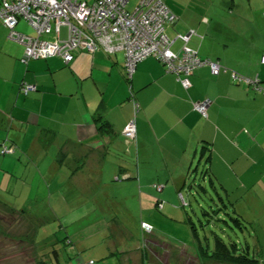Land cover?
Returning <instances> with one entry per match:
<instances>
[{
    "label": "crops",
    "instance_id": "1",
    "mask_svg": "<svg viewBox=\"0 0 264 264\" xmlns=\"http://www.w3.org/2000/svg\"><path fill=\"white\" fill-rule=\"evenodd\" d=\"M166 4L177 16L165 29L172 49L186 45L225 69L213 75L200 66L184 89L152 56L139 61L128 78L121 51H79L69 63L51 56L24 64L22 46L0 22V139L16 145L0 155V198H13L0 199V264H28L29 258L46 264L47 247L52 249L41 237L50 231L36 219L60 217L59 203L67 198L83 208L94 199L93 188L112 181L139 198L155 197L153 184L165 198L183 197L181 188L191 180L188 198L192 185L204 182L217 198H264V0ZM233 72L257 78L260 87L233 82ZM23 82L36 89L20 93ZM130 95L139 111L135 136L127 140L122 129L133 114ZM205 97L210 104L203 117L192 103ZM194 163L197 175L191 179ZM29 200L35 210L26 208ZM116 219L112 224L119 228ZM196 242L182 249L195 253ZM69 247L78 254L77 264H88L81 248ZM64 252H53L58 264Z\"/></svg>",
    "mask_w": 264,
    "mask_h": 264
},
{
    "label": "rangeland",
    "instance_id": "2",
    "mask_svg": "<svg viewBox=\"0 0 264 264\" xmlns=\"http://www.w3.org/2000/svg\"><path fill=\"white\" fill-rule=\"evenodd\" d=\"M138 1L129 0L126 9L133 10ZM188 1L166 0L172 6H185ZM20 19L18 29H15L34 36L36 30L26 20ZM65 33L66 29L62 27L61 36L64 37ZM4 34L7 35V32ZM195 163L189 174L192 175L191 179L197 175ZM192 183L193 180L181 188L184 198L161 196V190L157 189H161V186L157 184L150 185L156 198L133 196L134 189L128 188L126 191L117 181H112V185L107 187L97 186L93 188L95 197H89L87 206L79 209L81 204H76L73 198H67L59 203L60 217L36 219L38 223L42 221L41 229L50 231V234H43L38 238L45 239L43 246L48 244L52 250H65L59 256V264H71L72 261L78 263V254L72 248H67L70 245H74L76 249L81 248L82 260L92 259L93 264H218L196 256V250L193 254L182 249H193L192 244L196 245L197 239L203 247L212 249L216 234L226 243H236L240 251H246L250 257L258 259L259 264H264V198H217L215 189L207 182L202 183V187L192 185L193 196L188 198V185ZM0 199L13 201V198ZM39 199L42 198H33L35 201ZM157 199L160 201L158 206ZM55 200L56 198L50 199L53 204ZM36 207V202L30 200L26 206L29 211ZM48 209L50 206L44 209V213ZM114 217L122 224L120 229L112 224ZM231 217H238L240 220L236 221ZM141 219L152 223L153 232L140 224ZM189 220L192 221L197 236L192 232ZM128 234L133 238L128 237ZM67 239L71 240V244H67ZM142 248L145 250V260ZM124 249L127 251L121 255L120 252ZM26 252L25 257L30 256ZM47 254L46 264H58L53 251L48 247ZM26 261L32 264L30 258ZM0 262H3L1 257Z\"/></svg>",
    "mask_w": 264,
    "mask_h": 264
},
{
    "label": "built area",
    "instance_id": "3",
    "mask_svg": "<svg viewBox=\"0 0 264 264\" xmlns=\"http://www.w3.org/2000/svg\"><path fill=\"white\" fill-rule=\"evenodd\" d=\"M129 0H0V21L8 29V37L22 46L21 60L58 55L65 62L71 61L79 51L108 52L124 50L126 72L132 75L141 59L153 54L167 64L169 70L189 74L193 67L208 63L213 73L219 64L199 59L195 50L184 45L181 56L170 49L171 41L164 32V25L175 15L163 0H139L133 10L126 9ZM23 18L36 30L34 36L15 29ZM66 35L61 36V28ZM46 35V36H45ZM187 39V36H183ZM264 62V54L261 56ZM233 78L244 79L257 85V79L244 78L233 73ZM184 87L190 85L187 77L181 79ZM32 84H23V93L34 90ZM208 98L194 102V108L207 115ZM135 120L131 119L122 132L127 138L135 136ZM12 145L0 140V152L10 153ZM160 191V187H157ZM146 229L151 226L142 223ZM92 260L88 261L91 264Z\"/></svg>",
    "mask_w": 264,
    "mask_h": 264
},
{
    "label": "trees",
    "instance_id": "4",
    "mask_svg": "<svg viewBox=\"0 0 264 264\" xmlns=\"http://www.w3.org/2000/svg\"><path fill=\"white\" fill-rule=\"evenodd\" d=\"M163 2L166 4V2L163 0ZM138 3V2H137ZM167 5V4H166ZM167 7H168V5H167ZM169 8V7H168ZM170 9V8H169ZM171 11V10H170ZM172 12V11H171ZM174 15H175V13H173ZM176 20H177V16L175 15V19H174V21H172V22H168V23H166L165 25H164V32H165V34L167 35V33H166V31H165V29H166V26H170V25H172V24H174L175 22H176ZM1 22V21H0ZM5 26V25H4ZM6 27V26H5ZM8 29V28H7ZM66 29V28H65ZM8 32H9V29H8ZM65 35H66V33H65ZM168 36V35H167ZM178 36L181 38V37H183L181 34H178ZM168 38H169V40L171 41V44H170V49L173 51V53H175L177 56H181V54H182V52H183V47H182V49L181 50H178V51H175V50H173L172 49V39H170V37L168 36ZM191 48V47H190ZM192 49V48H191ZM98 50H101V51H104V52H106V53H112V52H108V51H105V50H103V49H97L96 51H98ZM192 50H194V49H192ZM116 51H121V52H123V55H124V59H125V63H124V67H125V71H126V57H125V51L124 50H116ZM116 51H113V52H116ZM87 52V51H86ZM95 52V51H94ZM196 52V51H195ZM91 53H93V52H91ZM264 54V53H263ZM262 54V55H263ZM53 56H58V55H53ZM149 56H152V57H154V58H156L157 60H159L162 64H163V66H164V69H165V71L166 72H168V73H172L174 76H175V78L179 81V83L181 84V86L184 88V89H187V88H189V86L188 87H184L183 86V84H182V78H184V77H187L188 79H189V76L194 72V70H196L198 67H200V66H203V65H206V66H208L209 67V69H210V72H211V74H213V75H217L222 69H225V67L224 66H222L217 60H213V59H211V58H208V57H201V56H199V54H198V52H196V56L199 58V59H202V60H208V61H211V62H216V63H218L219 64V71H218V73H213L212 72V70H211V66H210V64H208V63H202V64H199V65H196L195 67H193L192 68V70H191V72L189 73V74H185L184 72H179V73H176V72H173V71H171V70H169V68L167 67V64L165 63V62H163L160 58H158L157 56H155V55H153V54H151V55H149ZM149 56H147V57H149ZM49 57H51V56H49ZM58 57H60V56H58ZM45 58H47V57H45ZM61 59H62V61L64 62V63H69V62H65L64 60H63V58L62 57H60ZM146 58V57H145ZM20 61L22 62V63H24V64H27L30 60H36V59H29V60H27V61H23V60H21V56H20ZM37 59H43V58H37ZM142 60V59H141ZM140 60V61H141ZM139 62V61H138ZM137 62V63H138ZM136 63V64H137ZM264 63V62H263ZM136 66V65H135ZM135 69V68H134ZM133 73V72H132ZM233 73H236V72H233ZM233 73H232V80H233V82H241V81H245L244 79H241V80H239L238 78H233ZM236 74H238V75H240V76H242V77H244V78H247V77H245L244 75H241V74H239V73H236ZM126 75H127V72H126ZM132 76V75H131ZM130 76V77H131ZM127 77H128V75H127ZM130 77H128V78H130ZM257 79V78H256ZM190 81V80H189ZM23 84H32V83H29V82H23L20 86H19V91H20V93H22V94H24V95H27L28 93H30L31 91H33V90H30V91H27V93H23V91L21 90V86L23 85ZM32 85H34V84H32ZM255 87H260V84H259V81H258V79H257V85H255ZM35 89H36V87H35ZM34 89V90H35ZM205 98H207V97H205ZM205 98H203V99H205ZM203 99H200V100H203ZM209 99V98H208ZM130 100H131V103H132V112H133V114H132V116L129 118V120H131V119H134L135 120V125H136V114H137V112L139 111V103L137 102V100L134 98L133 99V96L132 95H130ZM200 100H197V101H200ZM210 100V99H209ZM194 102H196V101H194ZM194 102L192 103V106H193V109L195 110V111H197L195 108H194ZM210 104V103H209ZM208 107H209V105H208ZM208 107H207V109H208ZM198 112V111H197ZM207 112V111H206ZM201 116H203L200 112H198ZM98 116V115H97ZM207 116V115H206ZM206 116H203V117H206ZM129 120L127 121V123L129 122ZM126 123V124H127ZM125 124V125H126ZM125 125H124V127H125ZM123 127V128H124ZM123 130V129H122ZM135 132H136V130H135ZM123 133V132H122ZM124 135V134H123ZM125 136V135H124ZM126 137V136H125ZM127 138V137H126ZM133 139V138H132ZM1 141H5L6 143H10L11 145H12V147L14 148L13 149V151L15 150V148H16V145L10 140V139H8L7 137H5L4 139H0ZM127 140H131L130 138H127ZM12 151V152H13ZM12 152H10V153H12ZM7 154H9V153H1L0 152V155H7ZM203 173V172H202ZM180 198H183L182 197V195L180 194ZM159 199H157V202H156V206H158V204H159V202L160 201H158ZM232 219H234V220H236V221H238V220H240L238 217H231ZM147 223V224H149L150 226H151V231L153 232V227H152V224L151 223H149V222H147V221H145V220H140V224L141 223ZM192 221L191 220H189V223H191ZM191 225H192V223H191ZM192 232H194V230H195V228H194V225H192ZM141 229V228H140ZM141 231H142V233H143V230L141 229ZM144 234V233H143ZM194 235L195 236H197V234L194 232ZM69 239H67L66 241H68ZM145 240H147V239H145ZM145 240H144V244H145ZM185 252H188L187 250H185V249H183ZM53 252H55L56 251V249H53L52 250ZM197 252H196V256L198 255L200 258H202V259H204L205 261H213L214 263H218V264H259V261H258V259H256V258H254V257H250L249 255H248V253L246 252V251H240L239 249H238V247H237V245H236V243H234V242H231V243H226V242H224L223 240H222V238H220V237H218L216 234H215V237H214V242H213V247H212V249H210L209 247H203V245H201V243L198 245V250H196ZM142 253H143V260H145V257H146V254H145V250L143 251V248H142ZM190 253V252H189ZM192 253V252H191ZM194 254V253H193ZM90 260H92V259H90ZM45 262L44 261H41L40 263H38V264H44ZM88 263V262H87ZM94 263V261L92 260V263L91 264H93ZM145 264V263H144Z\"/></svg>",
    "mask_w": 264,
    "mask_h": 264
}]
</instances>
